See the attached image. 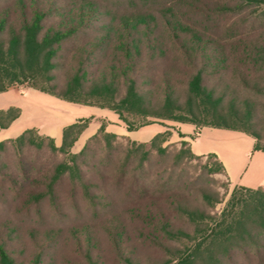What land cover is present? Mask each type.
<instances>
[{
    "label": "trees",
    "instance_id": "16d2710c",
    "mask_svg": "<svg viewBox=\"0 0 264 264\" xmlns=\"http://www.w3.org/2000/svg\"><path fill=\"white\" fill-rule=\"evenodd\" d=\"M263 6L264 0H0V92L27 82L109 109L128 130L152 118L191 122L192 138L203 126L230 128L251 135L253 151L264 150V133L252 122L264 108ZM21 113L18 105L1 108L0 127ZM95 118L66 125L61 145L35 126L0 140V264H140L147 258L143 243L174 255L167 263L224 264L221 255L238 249L245 264H264V184L235 185L215 220L190 209L176 188L157 193L141 177L151 171V149L168 152L169 125L148 141L131 139L121 165L112 167L121 146L104 115L84 147L71 152ZM93 140L104 141V157L96 156ZM182 143L189 148L181 154L214 157L210 170L227 175L216 153L197 154L190 141ZM28 148L51 157L61 152L72 162L56 159L41 169L24 159ZM10 151L16 166L5 158ZM135 158L139 171L127 178ZM108 175L125 183L123 197L100 184ZM180 213L196 224L193 234L176 222ZM172 241L188 243L178 248Z\"/></svg>",
    "mask_w": 264,
    "mask_h": 264
},
{
    "label": "rangeland",
    "instance_id": "374dc122",
    "mask_svg": "<svg viewBox=\"0 0 264 264\" xmlns=\"http://www.w3.org/2000/svg\"><path fill=\"white\" fill-rule=\"evenodd\" d=\"M264 8V6L262 7ZM233 19L230 18V22ZM216 32V31H215ZM227 32H219L217 35L222 36L226 35ZM216 34V33H215ZM14 88H17L20 90V92L24 93L25 95L28 94L29 89L31 87L28 86V83H22V84H15L13 86ZM28 92V93H27ZM54 100H56V103L48 102L47 106V116L50 117L51 114H57L59 113V103L62 102L61 106L66 107L68 105L67 100L58 98L54 96ZM71 102V101H68ZM76 105L82 106L83 104L71 102ZM227 102L223 103L224 105ZM87 106V110H90L92 113L88 112L83 116H90L95 115L97 118L93 120V122L96 124V126H100V123H102V116L101 110L104 108L98 107V106H92V105H85ZM80 108V107H78ZM83 108V107H82ZM262 111H257L254 115V118L252 119V122L254 124V128L261 130L264 133V108L261 106ZM258 110V109H257ZM153 121L157 122H167V126H170V130L172 131V136L169 140L165 141L163 143L164 146H167L168 152L164 155H158L156 150L151 149L150 154V162L151 164V171H149L146 174V177L142 176L143 180L148 181L151 186L154 187V189L157 190V193H168L171 188H176L177 190L181 191L182 194L186 196V198L190 202V209H197L200 211L205 212L206 214L213 215L216 219H219V216L221 215L222 211L225 209L229 199L231 198L234 185L230 182L227 175L224 173V171L219 170L217 172L211 171L210 168L212 165L214 166V162H216V159L214 157L210 156H198L193 157L190 156L187 152L181 154L180 150H187L189 148V145L183 144L182 141L186 140L189 141L187 137L184 135L181 136L171 125L175 124L178 121L175 120H169V119H161V118H152ZM38 128V127H37ZM167 128V127H166ZM39 129V128H38ZM40 130V129H39ZM41 132V131H40ZM45 133V132H41ZM48 134V133H47ZM118 134V141L119 145L121 146L118 148V151H115L114 153V159L112 161V167H117L121 165L124 156H125V148L127 146H133L132 145V138L129 139L127 137L128 135L123 133H117ZM90 137V136H89ZM82 138L81 141L77 140L74 146L71 148V152L77 153L79 152L85 145L87 139L89 138ZM100 141V142H99ZM57 145H61L60 143H57ZM149 147V144H148ZM91 148L95 149L96 156L97 157H104L106 152L105 143L103 140H93L91 142ZM24 157L25 160H27L28 163L33 164H39L41 166L40 168L43 169V166H47L50 164V162L56 160V159H64L66 158L69 162H72L69 157L64 153H59L57 157H51V154L47 151L46 153L37 154L36 150L34 148H28L26 149ZM141 155V154H140ZM6 159L9 160L11 163V166H16L17 158L13 156V153L10 151L6 157ZM139 159V155L137 156ZM133 159V162L130 164V167L127 171V178L131 177L133 175V172L139 171L137 169L138 166V159ZM150 163H146V167L149 168ZM118 169L114 168L113 172H116ZM34 173L36 172V169L34 170ZM96 175L93 171L90 170V179H95ZM104 179V178H103ZM100 184L103 186V188L106 190L107 193H115L118 194L119 197H123L125 195L124 191V184L123 183H115L113 181V178L108 175L107 178H105L104 182L102 180L99 181ZM63 187H66L65 185ZM159 189V190H158ZM153 188H150V192H152ZM120 205H123L124 202L119 201ZM122 202V203H121ZM211 221V224L215 223V221ZM176 222L178 225L185 230L189 231L191 234L194 233L196 224L191 222L188 217L184 214H177ZM70 221L67 220L64 222L65 224H68ZM207 223H202V228L205 229L207 227ZM188 243L187 241L185 242ZM184 241L180 242H171L170 245H173V247H182L184 246ZM142 251L147 254V258H143L140 264H174L175 260L172 262L167 263V258H174L175 256H170L169 254H166L165 251L160 247L151 246L149 244L143 243L141 245ZM224 261V264H245L246 261L243 257V253L240 250H234L231 252L228 256L223 254L221 255ZM231 258V259H229ZM121 264V263H120ZM123 264V263H122Z\"/></svg>",
    "mask_w": 264,
    "mask_h": 264
},
{
    "label": "crops",
    "instance_id": "0c3cea01",
    "mask_svg": "<svg viewBox=\"0 0 264 264\" xmlns=\"http://www.w3.org/2000/svg\"><path fill=\"white\" fill-rule=\"evenodd\" d=\"M28 92L25 95L14 87L0 92V109L11 105L22 108L21 115L8 127H0V140L17 136L26 128L35 126L41 132L52 135L56 142L60 143L63 138V128L66 125L88 112L92 113L85 105L80 106L67 101L66 107L61 106L62 102H58L59 105L61 104L59 113L48 117L47 103H56L54 96L35 88H30ZM101 111V115L110 120L108 130L126 134L139 141L150 140L159 131L166 129L168 124L155 121L138 129L128 130L118 114L109 109ZM171 125L179 127L184 136L189 139L195 153H216L224 163L228 179L234 186L258 187L264 184V150L253 151L254 139L248 133L230 128L203 126L199 134L192 138L196 128L194 123L177 122ZM97 129L98 126L92 121L80 135L79 140L91 136Z\"/></svg>",
    "mask_w": 264,
    "mask_h": 264
}]
</instances>
